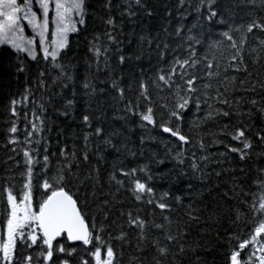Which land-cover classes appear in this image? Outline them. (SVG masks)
Masks as SVG:
<instances>
[{"label":"snow or ice","instance_id":"snow-or-ice-1","mask_svg":"<svg viewBox=\"0 0 264 264\" xmlns=\"http://www.w3.org/2000/svg\"><path fill=\"white\" fill-rule=\"evenodd\" d=\"M249 2L264 10V0ZM164 7L153 35L158 13L151 0H0V58L7 52L15 80L27 85L6 106L7 143L22 154L23 170L19 187L15 176L0 184V264H207L201 253L219 248L224 264H264V126L252 123L256 114L264 117V17L238 24L239 0ZM129 21L139 28L133 49L125 45L133 43L125 36ZM153 48L156 66L145 70L137 62H151ZM170 51L179 54L169 61ZM102 94L123 113L114 120L141 130L138 150L128 137L114 143L123 134L105 129ZM81 96L88 105L79 118L82 146L50 151L49 107L56 111L54 101H63L59 114L68 117ZM146 141L162 146L163 157L153 152L148 162L125 164L121 157L144 156ZM109 149L118 155L105 176L100 164L108 163ZM166 162L173 164L166 172L152 167ZM225 174L227 190L208 186ZM157 179L186 182L189 193L196 179L207 197L200 190L185 204L170 191L157 195ZM122 191L135 211L117 207ZM173 200L182 215H173ZM141 206L153 211L141 215Z\"/></svg>","mask_w":264,"mask_h":264},{"label":"trees","instance_id":"trees-1","mask_svg":"<svg viewBox=\"0 0 264 264\" xmlns=\"http://www.w3.org/2000/svg\"><path fill=\"white\" fill-rule=\"evenodd\" d=\"M122 2V0H120ZM151 3L153 6L156 8L158 16L156 19L153 21V35L155 34L156 31L160 30V24L163 21L164 16L166 15L165 12V5H168L169 8H173L176 4V0H151ZM259 3V0H257V4ZM235 13V20L236 22L239 23H247L249 22L250 18L252 17H264V10H261L259 7L256 9H252L251 3L249 2L248 4L244 3V0H239V7H236L234 9ZM133 28H136V32H139V28L136 27L131 21L125 24L124 30H125V36H127L128 39L132 40V44H128L127 40H125V45L128 49H133L136 46V42L138 41V37L133 34ZM222 30V26L217 25L216 26V31L219 32ZM163 38V33L161 34ZM259 35V33L257 34ZM121 39H125L124 36L121 37ZM174 39V38H173ZM251 42V40H250ZM172 47H175V43L172 44ZM79 53L81 56L84 55V49L81 47L79 50ZM152 58L151 62H149V59L147 56H145L143 61H138L137 63H142L145 67V70H148L150 68H153L156 66V55H155V49L153 48L152 50ZM179 53H173V52H168L166 59L169 61L172 59L173 55H176ZM10 57L7 52H4L3 57L0 58V184L4 183V179L9 176H15L16 179L14 183H16L17 187H19V181H20V176L19 172L23 170L22 165H23V157L22 154L17 155L16 153H13L11 149L13 147H16L14 145H10L7 143V140L9 138V133L7 132V128L10 126L9 125V118H10V112L6 110V106L9 102L10 97L16 96L18 92H22L23 88L26 87L27 85L24 84V78L21 77V80L17 82L12 75V70L8 66V61ZM160 66H165V65H160ZM81 71L83 69L81 68ZM137 76L139 75V69H135ZM264 71V70H262ZM149 75H151V71L148 72ZM100 79L104 80L105 75L103 73L100 74ZM130 83L129 80H125L124 84ZM99 87L101 88H110V84H100ZM133 88H135V85H133ZM77 91L80 92L79 85H77ZM66 94L71 96L70 90H65ZM39 95V94H37ZM132 94L129 93V96ZM86 97H78V104L75 109V111L69 115L68 117L61 116L59 114V106L63 101H54L56 108L58 110L54 111L52 107H49L47 117L49 121V127L51 128V131L46 133L45 135L48 136L50 143H51V149L50 151L52 152H57L60 147H63L65 144L69 148L72 147L73 143H75L78 147L82 146L83 141H82V131L81 129L83 128V125L80 124L79 118H80V113L83 112L88 105L85 104ZM99 104L104 107L105 110V120H104V127L107 131H113V130H119L123 135L115 137L114 138V143H120L122 140H124L125 137H128V147L132 148L133 150H138L140 148L139 144V136L142 134L141 130L136 127L134 123H130L127 127H122L123 121L120 120H114L112 117L113 115H123V113H115L114 109L112 107L113 101L111 99V95H100L98 97ZM121 105H117V107H121ZM23 107V106H18V108ZM30 107V106H29ZM93 110H95V114L97 116L100 115V110L97 106L96 102H93L92 104ZM25 111L28 109L25 108ZM235 123V121H233ZM252 123L255 125L256 128H259L261 126H264V117H261L259 114H256L253 117ZM24 121L21 118V121L19 123V131L16 134L17 138L20 139L21 141L24 139ZM133 129V131H128L127 129ZM255 130V129H254ZM210 139V138H208ZM94 147V145H93ZM144 148V156H138L137 158H133L131 156H126L121 157L125 159V164L134 166L137 163H145L148 162L151 154L153 152H159L160 157H163V148L162 146H158L154 143L147 142L143 146ZM19 151V150H18ZM209 152H217L216 148L209 147L208 149ZM219 151H224L223 146L219 148ZM109 152H111V155L108 157V163L101 162L100 167L102 170V175L106 176L107 170L110 169V164L113 158H115L118 154L109 149ZM197 155H200L198 152ZM10 157H14V159H10ZM16 162H20L21 167L16 168ZM55 162V160H54ZM93 164H95V159H93ZM224 167H228L229 165L225 164L223 165ZM153 169L155 171H168L169 169L173 168L172 163H167L165 165H160L157 167L154 163L152 165ZM186 167V166H185ZM212 167H215V165H212ZM219 170V169H217ZM190 172L191 170L188 169ZM227 174L223 175V177L219 180H217L215 177H213L212 181L208 185L211 187L215 183H220L221 188L220 191L227 190V187L230 186L226 184L225 182L228 180ZM193 184V191L192 192H187L186 189V182L178 184V185H173L170 181V179H164L160 180L157 179L155 181V186L157 188V195H159L163 191H170L173 195H181L184 197V202L187 204L190 202L191 199H196L198 197V193L200 190H202L205 193V197H207V188L201 189L200 181L193 179L192 180ZM107 190V189H106ZM213 196H216V192L214 191L212 193ZM119 199L124 201L123 205H118L117 207H123L125 210H133L135 211L138 205L134 204L130 197L124 193L123 191L119 194ZM207 199L205 200V203H207ZM173 204V207L175 209L173 215H182L183 214V209L180 208L179 206L175 205V201H171ZM203 207V204L200 205ZM144 207V212L141 213V215H144L145 213H150L153 211L151 206H141ZM157 211V217H159V210ZM115 214V213H114ZM226 224V222H225ZM202 227V225H201ZM192 235L197 236V229L195 226H193L192 230ZM131 239H132V248L128 249L130 252L135 251V234H131ZM224 251L223 248H219L216 251L213 252H204L201 253L207 260V264H224L223 261V256L221 253ZM183 264H188V260L184 259Z\"/></svg>","mask_w":264,"mask_h":264}]
</instances>
